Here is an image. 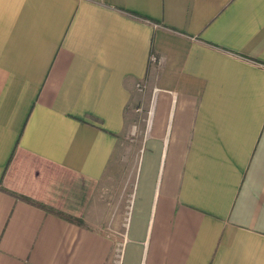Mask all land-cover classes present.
Wrapping results in <instances>:
<instances>
[{
	"label": "crops",
	"instance_id": "0c3cea01",
	"mask_svg": "<svg viewBox=\"0 0 264 264\" xmlns=\"http://www.w3.org/2000/svg\"><path fill=\"white\" fill-rule=\"evenodd\" d=\"M0 264H264V0H0Z\"/></svg>",
	"mask_w": 264,
	"mask_h": 264
},
{
	"label": "rangeland",
	"instance_id": "374dc122",
	"mask_svg": "<svg viewBox=\"0 0 264 264\" xmlns=\"http://www.w3.org/2000/svg\"><path fill=\"white\" fill-rule=\"evenodd\" d=\"M138 93L141 96V100L147 98V93L144 91H139ZM146 111L147 109L145 108L141 109L134 122L135 131L125 139V154L122 159L124 167L113 176L115 177L114 179L121 181V185L116 183L115 187L110 186L102 192L104 195L102 199L109 197L113 201V208L117 211L124 209L123 205L129 202L130 196L137 204L145 193L152 192L157 197L163 189L168 163V158L165 159L166 150H164L159 163L151 167L150 156L154 153V149L149 147L148 144L143 146L141 143L140 134H144L147 125ZM141 148V152L137 155L138 149Z\"/></svg>",
	"mask_w": 264,
	"mask_h": 264
},
{
	"label": "trees",
	"instance_id": "16d2710c",
	"mask_svg": "<svg viewBox=\"0 0 264 264\" xmlns=\"http://www.w3.org/2000/svg\"><path fill=\"white\" fill-rule=\"evenodd\" d=\"M20 198L24 199L25 201H27V202H29L31 204L39 206V207L43 208L44 210H46V211H48V212H50V213H52V214H54L56 216H59V217L65 219V220H67V221H69L71 223H74V224H77V225H81V226L84 225L83 220L81 218H79V217L72 216V215H69V214H65V213H63L61 211H58V210L54 209V208L48 207V206L40 204V203L33 202L32 200H30V199H28L26 197H21L20 196Z\"/></svg>",
	"mask_w": 264,
	"mask_h": 264
}]
</instances>
